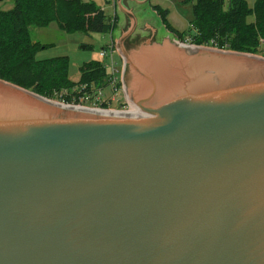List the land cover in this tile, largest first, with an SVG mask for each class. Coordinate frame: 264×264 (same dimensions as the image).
<instances>
[{
  "label": "water",
  "instance_id": "95a60500",
  "mask_svg": "<svg viewBox=\"0 0 264 264\" xmlns=\"http://www.w3.org/2000/svg\"><path fill=\"white\" fill-rule=\"evenodd\" d=\"M128 2L130 114L0 80V264H264V57L130 42Z\"/></svg>",
  "mask_w": 264,
  "mask_h": 264
},
{
  "label": "trees",
  "instance_id": "16d2710c",
  "mask_svg": "<svg viewBox=\"0 0 264 264\" xmlns=\"http://www.w3.org/2000/svg\"><path fill=\"white\" fill-rule=\"evenodd\" d=\"M154 10L181 42L264 57V0H255L253 7L246 0H195L185 32L169 23L167 10ZM115 20L86 0H12L9 9L0 7V80L66 104H77L84 91L106 90L110 80L101 60L83 62L73 81L66 56L37 59V50L46 45L32 41L31 27L55 22L67 33H108ZM109 104L105 100L102 106Z\"/></svg>",
  "mask_w": 264,
  "mask_h": 264
},
{
  "label": "rangeland",
  "instance_id": "374dc122",
  "mask_svg": "<svg viewBox=\"0 0 264 264\" xmlns=\"http://www.w3.org/2000/svg\"><path fill=\"white\" fill-rule=\"evenodd\" d=\"M93 2L95 5L101 7L108 15H115V27L113 29V37L116 39V51L114 55L116 67L122 73V59L118 53V38L123 32V28L127 27V17L120 10L118 0H86ZM137 1V0H136ZM249 7H253L255 0H246ZM195 0H145L144 2L137 3L134 0H129L128 6L136 16V30L130 42L135 38L153 35V31L145 29L147 23L155 26L154 37L161 40L165 37H171L179 41V39L171 34L162 24L161 18L154 10L160 8L167 10V20L179 32H185L188 29L189 22L193 18L192 4ZM0 7L9 9L12 7V0H0ZM111 38L110 33H67L61 30L55 22H52L46 27H31V39L33 42L43 44L45 47L40 48L36 52V58L39 60L51 59L60 56H66L69 59V78L77 81L80 77L79 67L85 61L101 60L104 65L107 63L106 58L100 57L99 53L107 47ZM181 42V41H180ZM188 44V43H187ZM261 56L259 54H255ZM263 57V56H261ZM123 88V86H121ZM106 94L109 95V89H106ZM111 94H115L112 100L111 108L121 110L127 107L123 106L124 93L120 90ZM89 106L88 104H85ZM127 108V109H126ZM130 112V111H128Z\"/></svg>",
  "mask_w": 264,
  "mask_h": 264
},
{
  "label": "built area",
  "instance_id": "2783aa9c",
  "mask_svg": "<svg viewBox=\"0 0 264 264\" xmlns=\"http://www.w3.org/2000/svg\"><path fill=\"white\" fill-rule=\"evenodd\" d=\"M108 1H111V0H108ZM114 1L115 0H113V2ZM114 17H115V15L111 16L112 22L114 21ZM109 33H110V35H112L113 31L109 32ZM115 42H116L115 39L114 40L112 39L110 41V43L107 45V47L99 53L102 60H103V58H106V61H107V63L104 66H105V68L109 74L110 84L106 87V89H109V95L106 94V91L104 88L103 89L100 88L99 90L84 91L82 93V95H80L78 103L73 104V105L89 107V106L85 105V104H88L92 108L116 110L114 108H111L112 100H113V97L115 96V94L112 95L111 92L113 90V93L114 92L116 93V91L120 90L124 93V90L121 87V86H123L122 73H120V69H118V67H116V62L114 59V55L117 54ZM105 100L110 101V104L107 107L102 106V104H103V102H105ZM122 105L123 106H121V107H127L129 111L131 110L130 104L128 103L126 98H124V102ZM128 110H126V111H128ZM116 111H125V108H123L121 110H116Z\"/></svg>",
  "mask_w": 264,
  "mask_h": 264
},
{
  "label": "crops",
  "instance_id": "0c3cea01",
  "mask_svg": "<svg viewBox=\"0 0 264 264\" xmlns=\"http://www.w3.org/2000/svg\"><path fill=\"white\" fill-rule=\"evenodd\" d=\"M135 2H137V3H141V1H139V0H134ZM144 2V1H143ZM113 37V34L111 35V38ZM115 39V36L113 37V40ZM115 41H116V39H115Z\"/></svg>",
  "mask_w": 264,
  "mask_h": 264
},
{
  "label": "bare ground",
  "instance_id": "6f19581e",
  "mask_svg": "<svg viewBox=\"0 0 264 264\" xmlns=\"http://www.w3.org/2000/svg\"><path fill=\"white\" fill-rule=\"evenodd\" d=\"M129 104H130V103H129ZM130 108H131V105H130ZM130 112H131V110H130ZM130 112L126 111L127 114H130Z\"/></svg>",
  "mask_w": 264,
  "mask_h": 264
},
{
  "label": "flooded vegetation",
  "instance_id": "af4514ba",
  "mask_svg": "<svg viewBox=\"0 0 264 264\" xmlns=\"http://www.w3.org/2000/svg\"><path fill=\"white\" fill-rule=\"evenodd\" d=\"M133 36V35H132ZM132 37L130 38V41H131Z\"/></svg>",
  "mask_w": 264,
  "mask_h": 264
}]
</instances>
